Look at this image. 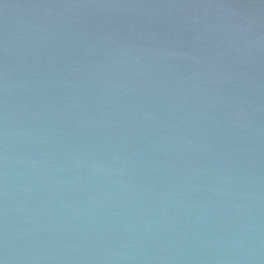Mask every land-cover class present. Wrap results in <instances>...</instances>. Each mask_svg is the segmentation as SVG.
Wrapping results in <instances>:
<instances>
[{
  "label": "water",
  "instance_id": "water-1",
  "mask_svg": "<svg viewBox=\"0 0 264 264\" xmlns=\"http://www.w3.org/2000/svg\"><path fill=\"white\" fill-rule=\"evenodd\" d=\"M0 264H264V0H0Z\"/></svg>",
  "mask_w": 264,
  "mask_h": 264
}]
</instances>
